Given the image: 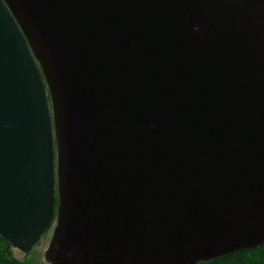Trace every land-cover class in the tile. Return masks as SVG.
<instances>
[{
    "label": "water",
    "instance_id": "95a60500",
    "mask_svg": "<svg viewBox=\"0 0 264 264\" xmlns=\"http://www.w3.org/2000/svg\"><path fill=\"white\" fill-rule=\"evenodd\" d=\"M49 264H199L264 244V0H0V238Z\"/></svg>",
    "mask_w": 264,
    "mask_h": 264
},
{
    "label": "trees",
    "instance_id": "16d2710c",
    "mask_svg": "<svg viewBox=\"0 0 264 264\" xmlns=\"http://www.w3.org/2000/svg\"><path fill=\"white\" fill-rule=\"evenodd\" d=\"M0 264H23L12 256L11 246L0 238ZM199 264H264V244L252 250H241L209 262Z\"/></svg>",
    "mask_w": 264,
    "mask_h": 264
},
{
    "label": "rangeland",
    "instance_id": "374dc122",
    "mask_svg": "<svg viewBox=\"0 0 264 264\" xmlns=\"http://www.w3.org/2000/svg\"><path fill=\"white\" fill-rule=\"evenodd\" d=\"M54 223L41 236L39 241L31 248L27 254L11 248L12 256L23 264H49L44 260V252L48 247Z\"/></svg>",
    "mask_w": 264,
    "mask_h": 264
}]
</instances>
